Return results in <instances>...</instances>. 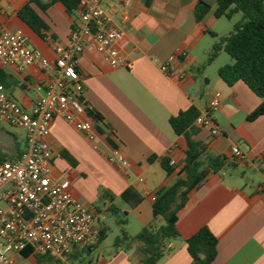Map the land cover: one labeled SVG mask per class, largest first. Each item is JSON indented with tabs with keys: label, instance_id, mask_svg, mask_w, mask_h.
Segmentation results:
<instances>
[{
	"label": "crops",
	"instance_id": "crops-1",
	"mask_svg": "<svg viewBox=\"0 0 264 264\" xmlns=\"http://www.w3.org/2000/svg\"><path fill=\"white\" fill-rule=\"evenodd\" d=\"M29 1L1 0L0 31L23 33L32 47L54 60L56 46L70 44L78 13L69 15L60 2L46 12L34 5L49 27L41 38L18 18ZM146 1L131 0L115 19L116 25L125 31L120 48L131 62L129 68L113 69L94 45L78 60L85 101L110 126L114 143L131 162L129 174L109 163L107 157L113 146L106 136L97 132L94 141H90L58 118L48 140L53 153L52 178L69 179L74 197L95 209L99 190H108L115 196L114 204L120 214L128 219L129 234L137 236L153 222L157 192L173 183L185 163V138L175 133L170 119L193 106L204 113L210 101L219 97L222 106L212 114V120L221 135L214 137L207 127L195 139L221 156H230L231 149L239 147L243 161L235 170L210 174L191 195L179 214L177 228L181 238L170 242L171 252L158 264H196L188 252L187 241L205 227L219 240L215 264H264V116L255 121L248 119L262 100L244 82L230 87L219 77V69L232 62L220 58L223 53L217 73L208 74L204 69L203 56L206 58L218 40L211 33L227 36L233 26L223 22L224 18H216L217 0H153L150 7ZM199 1L212 7L200 23L194 13ZM117 4L118 0H104L106 8ZM240 19L241 15H237L233 22ZM177 54H185L179 62L189 74L185 81L169 78L160 70L163 62ZM4 68L18 81L17 87L7 90L9 95L24 106L41 97L39 87L56 75L54 71L46 73L36 68L25 72L14 66ZM16 143L20 144L14 137ZM26 145L25 136L24 148ZM151 158L156 160L151 162ZM164 158L176 162L173 174L162 167ZM250 171L260 178L252 179L248 176ZM129 191L140 199L136 207L123 199ZM98 218L100 222V214ZM90 260L89 264H143L136 247L127 253L115 250L114 246L106 248L104 243Z\"/></svg>",
	"mask_w": 264,
	"mask_h": 264
},
{
	"label": "built area",
	"instance_id": "built-area-1",
	"mask_svg": "<svg viewBox=\"0 0 264 264\" xmlns=\"http://www.w3.org/2000/svg\"><path fill=\"white\" fill-rule=\"evenodd\" d=\"M130 2L118 0L115 7L106 8L104 0H81L70 44L56 46L54 60L32 47L23 33L0 31L3 67L14 66L21 72L36 68L56 73L44 87H39L43 95L30 106L14 100L0 85V122L23 130L27 139V149L21 158L0 162V264H19L18 256L27 249L32 250L33 256L66 261L99 242L97 210L74 197L69 179L52 178L53 153L48 140L52 124L62 118L94 141L97 130L88 115L93 108L85 101L78 60L94 45L113 69L130 67L129 58L120 48L125 31L115 22L119 10L123 12ZM184 57L185 54H177L163 62L161 72L185 81L189 74L179 65ZM221 106L220 98H213L195 126L211 128L214 137L221 135L212 120V114ZM230 157L243 159L239 147L231 149ZM107 158L110 164L129 174L131 162L120 148L112 147ZM170 164L177 165L175 161ZM168 249H172L171 243Z\"/></svg>",
	"mask_w": 264,
	"mask_h": 264
},
{
	"label": "trees",
	"instance_id": "trees-1",
	"mask_svg": "<svg viewBox=\"0 0 264 264\" xmlns=\"http://www.w3.org/2000/svg\"><path fill=\"white\" fill-rule=\"evenodd\" d=\"M58 2L66 7L69 15L74 16L81 0H51L48 3L42 0H30L18 13V18L35 34L44 38V33L49 31V27L37 13L34 5L46 12ZM152 3L153 0H147L146 6L150 7ZM217 3L216 18H224L233 22L237 15H241V19L234 23L231 33L227 36L219 37L211 33L218 40L207 52L206 64H214L222 53L231 57V64L221 67L218 75L230 87L240 81L244 82L262 100V104L248 117L249 121H255L264 116V0H217ZM211 10L212 7L209 4L199 1L194 11L196 21L202 22ZM78 71L80 72L79 68ZM0 85L4 86L6 90H12L18 86L15 76L1 64ZM88 115L93 120L97 132L106 136L113 147H117L113 141L110 126L104 124V117L94 110H89ZM200 115L201 112L193 106L170 119L175 133L183 136L187 144L184 166L178 171L177 178L173 183L157 192L153 204V222L143 228L137 236L133 237L129 234L128 219L121 218L119 221L121 234L114 242L115 250L129 253L136 247L143 264H158L171 252V249H168V244L181 238L177 228L179 214L186 207L191 195L210 174L235 170L243 161V159L235 160L230 156L217 155L210 151L205 144L195 139L202 129L195 126ZM15 149L14 155H9L0 149V162L21 158L26 152L27 145L23 149L21 144L16 143ZM155 160L156 158L150 159L151 162ZM161 164L168 174H173L176 170L171 166L168 158L162 159ZM123 199L131 207H136L140 203V199L135 198L130 191L123 195ZM114 202L115 196L101 188L96 207L97 212L101 214L106 209L114 215H119L120 210ZM100 232V239L96 245L84 248L69 256L66 261L50 256H33L30 249L22 252V257L24 259L33 258L36 261L35 264H89L92 253L107 239L108 230L100 227ZM218 245V238L207 227L202 228L187 241L188 252L196 264H215Z\"/></svg>",
	"mask_w": 264,
	"mask_h": 264
},
{
	"label": "rangeland",
	"instance_id": "rangeland-1",
	"mask_svg": "<svg viewBox=\"0 0 264 264\" xmlns=\"http://www.w3.org/2000/svg\"><path fill=\"white\" fill-rule=\"evenodd\" d=\"M223 20H224L223 22H230L227 19H223ZM234 23L235 22H230L232 26L234 25ZM222 56L223 57H220V58H224V60H228V61L231 60V57L227 55L226 53H223ZM220 58L212 65H207L205 63L204 69L206 70L208 74L217 73L219 63L221 62V60H223ZM203 59L206 61L207 56L206 58L203 56ZM198 77L201 78L202 76L198 75ZM25 136H26V133L23 130L11 127L10 125L6 123H0V149L1 150L8 152L10 154H14L16 152L15 144H14V137L17 138L22 148H24ZM234 172L235 171H230L229 173H234ZM248 176H250L252 179L260 178L259 177L260 175L256 173L255 171H250ZM118 205L120 206L121 202H119ZM121 218H123L122 214L114 215L113 213H110L107 211L100 214L99 226L102 225L103 227H106V229L108 230L107 239L104 242V246L106 248L113 247L116 238L121 234V228L119 226V221L121 220ZM35 263L36 261L34 259H24L23 257H19V264H35Z\"/></svg>",
	"mask_w": 264,
	"mask_h": 264
}]
</instances>
